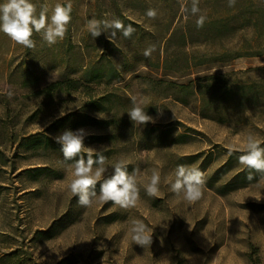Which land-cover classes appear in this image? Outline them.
Masks as SVG:
<instances>
[{"label": "rangeland", "instance_id": "rangeland-1", "mask_svg": "<svg viewBox=\"0 0 264 264\" xmlns=\"http://www.w3.org/2000/svg\"><path fill=\"white\" fill-rule=\"evenodd\" d=\"M247 1L199 0L193 15V0H32L37 12L47 5L49 17L57 3H71L64 38L49 45L34 32L29 49L0 32V264H157L165 256L172 264H252L249 254L264 262V174L239 163L246 135L263 138L251 124L264 113L250 98L207 103L195 81L218 73L243 82L261 77L264 55L195 65L221 45L249 42L246 22L231 20L221 37L204 31L215 26L209 18ZM91 19H119L134 31L125 37L103 28L94 37ZM134 99L155 123L131 121ZM82 115L95 121L77 125ZM66 129H85L86 147L107 148L105 178L121 158L129 173L138 170L135 207L78 203L69 187L73 161L54 139ZM181 164L205 174L197 201L171 191L169 177ZM153 169L162 181L149 196ZM134 220L150 230L151 246L132 241Z\"/></svg>", "mask_w": 264, "mask_h": 264}, {"label": "clouds", "instance_id": "clouds-1", "mask_svg": "<svg viewBox=\"0 0 264 264\" xmlns=\"http://www.w3.org/2000/svg\"><path fill=\"white\" fill-rule=\"evenodd\" d=\"M199 0H193L191 12L193 15L200 12ZM229 7L235 5V0H228ZM48 6L44 5L37 12V5L32 0H6L0 3V32H3L15 43L25 47L34 48L35 41L32 39L34 32H43V39L53 45L62 40L67 32V26L71 22V3H57L48 15ZM149 18L155 19L157 12L149 9L146 13ZM206 17L200 15L196 21L198 27H203ZM88 29L91 35L99 37L103 28H114L123 30L125 37L130 36L134 31L131 26L126 29L122 21L114 19L111 22L91 19L88 21ZM145 55H148L146 51ZM144 101L133 100V106L128 111L132 122L141 125L155 123V119L145 111L142 106ZM85 129H66L54 137L55 142L61 146V152L65 161H73L69 168L73 170V179L70 183V191L78 197V203L89 207L97 200L101 202L111 201L122 208L135 207L139 201L140 189L137 185V171H128L127 160L119 159L114 165L111 175L105 178L107 172V157L104 152L107 148L96 150L93 147L85 146V138L90 135ZM260 139L254 134L248 133L245 137L244 154L239 157V163L248 169L264 174V146ZM82 153L84 155H82ZM249 180L252 179L250 175ZM171 181V191L177 196L182 195L187 201L194 202L203 195L205 186V174L195 164H181L175 170L174 179ZM162 181L161 172L153 169L150 180L146 185V192L149 196H156L160 191ZM100 184L99 194L96 192V185ZM132 241L141 246H151L153 235L141 220H134L130 229ZM157 264H172L169 256L162 257Z\"/></svg>", "mask_w": 264, "mask_h": 264}, {"label": "trees", "instance_id": "trees-1", "mask_svg": "<svg viewBox=\"0 0 264 264\" xmlns=\"http://www.w3.org/2000/svg\"><path fill=\"white\" fill-rule=\"evenodd\" d=\"M231 20L246 22L251 27L253 36L249 42L242 43L239 47L232 49L221 45L219 49L205 52L200 63H195V65L209 66L213 63H227L239 57L264 55V0H248L245 4L239 5L232 13L209 18L208 21L215 26H209L204 31L221 37L228 30ZM238 30H242V28L239 27ZM257 71L261 73V77L246 82L232 80V74L229 73L205 75L195 80L197 82L196 91L206 98L207 103L230 99L242 101L250 98L253 107L260 108L264 113V66L257 68ZM55 85L54 83L51 87ZM219 119L223 120V118ZM93 121H95L94 117L82 115L76 124L83 125ZM251 128L262 134L261 141L264 142V119L253 122ZM36 144L38 143H31V141L27 143L28 146ZM261 146H264V143ZM82 155L84 154L82 153ZM96 186H99V183ZM248 257L252 264H264L259 258L254 259L252 254H249Z\"/></svg>", "mask_w": 264, "mask_h": 264}]
</instances>
